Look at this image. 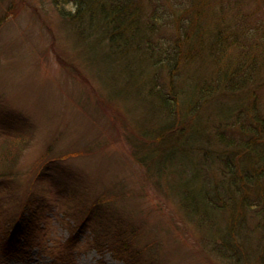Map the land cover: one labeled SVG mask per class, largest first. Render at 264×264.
<instances>
[{
    "label": "rangeland",
    "instance_id": "374dc122",
    "mask_svg": "<svg viewBox=\"0 0 264 264\" xmlns=\"http://www.w3.org/2000/svg\"><path fill=\"white\" fill-rule=\"evenodd\" d=\"M154 1L136 6L145 15ZM180 1L157 0L165 8L155 9L167 18ZM204 6L213 31L260 20L255 9L264 13V0ZM139 23L136 63L65 19L52 0H0V218L30 226L25 236H7L0 221V264H123L116 246L123 252L129 245L136 264H264L256 257L264 252L263 218L227 207L201 220L180 185L193 174L206 188L215 184L224 154L218 134L246 138L240 133L245 116L260 126L264 85L251 95L245 87L226 91L217 84L201 101L189 100L176 123L150 89L178 91L207 78L214 64L203 49L180 53L171 68L160 64L141 44L186 48L182 38L173 43L177 25ZM189 95L182 90L180 98ZM236 107L248 113L232 116ZM27 131L31 140L13 163L18 136ZM94 211L102 215L99 225ZM123 227L127 243L115 237ZM216 229L239 231V245L227 240L221 251L212 248Z\"/></svg>",
    "mask_w": 264,
    "mask_h": 264
},
{
    "label": "trees",
    "instance_id": "16d2710c",
    "mask_svg": "<svg viewBox=\"0 0 264 264\" xmlns=\"http://www.w3.org/2000/svg\"><path fill=\"white\" fill-rule=\"evenodd\" d=\"M207 1L209 0H181L180 3H175L178 6L177 11L169 6V11L166 10L168 13L166 14L167 18H165V15L160 16L158 10L155 9L159 8L160 10V8H165V6H160L157 0L156 2L154 1V4H150L151 8L152 6L153 8L148 10L145 15L136 6L139 0L138 3L134 0H52L58 12L65 19L80 26L82 30L89 31L90 34L96 33L103 36L107 39L108 46L118 53L121 58H129L132 62L137 63L140 58L139 51L137 50L140 40H143L141 39V33L143 32L141 31L140 21L148 26H152L156 22L159 26L160 24L165 26L166 21H172V23L174 21L177 25L175 31L180 33V35L174 34L176 40L173 43L179 42L182 38L187 45L186 48L179 44H175L174 47H168L163 43H159L156 48L155 45H151L149 39L143 41L141 44L149 54L158 57L160 64L166 62L169 68L173 66L172 60L179 57L180 53L183 54L185 52V54H188L193 49L200 52L202 49L206 50L204 54L207 60H212L211 63L213 62L214 64L212 73H209L207 78L188 83L182 89V85L185 84L183 83L178 88L176 87L178 91H174V88H171L166 93H163L161 91L163 89L160 86H158L159 88L153 86L150 89L151 94L155 93V91L157 92V95H155L160 105L166 108L175 119L183 116L184 111L182 112V108L188 102L190 103L191 101L193 104V101L197 99L201 101L203 94L205 96L206 92H210L206 91L207 89L211 87L215 88L213 93L219 90L220 88H216L217 84L218 86L220 84L222 86L225 85L226 89L222 90L226 91H236L245 87L249 89L251 95L255 94V90L264 85V13L255 9L253 13L258 11L260 13L259 16H261L260 20L257 19L255 21L254 18L250 20L251 22L243 20V22L239 23L240 25L231 26V24H228L227 28L224 26L223 30L215 29L213 31V25H208L204 20V14L208 12L206 6H204ZM247 14L253 15L249 12ZM202 15L204 16L202 17ZM200 52L197 53L199 54ZM170 81H174V77ZM188 85L191 89L187 87ZM171 87L173 86L171 85ZM182 90L190 92V95L180 98ZM245 112L248 113L247 107L244 109L236 107L231 112V115L237 114L236 116L238 117L244 115ZM243 119L240 120L245 128L241 126L240 133H242L243 137L246 136V138H225L221 133L218 134V139L224 146V154H220L217 158L220 165L219 169L222 171L219 172L221 175L213 186L206 188L204 186L206 184L203 183L204 180H200L194 174L191 175L193 177L184 178L185 183L183 182V185L180 180L185 204L191 207L195 212V216H198L201 220L205 216H211L217 211H224V208L226 209L227 207L232 212L233 210L237 211L236 213L240 209L242 213L249 214L253 219L258 221H261L262 218L264 219V120L259 118L261 120L259 122L260 126L263 125L260 128L257 125L258 119H256L255 123L252 118L245 116ZM180 120H176V123H179ZM18 137L17 142H19V147L17 148V154L13 155L15 156L14 160L12 158L13 163L19 154L20 145L23 146L29 143L32 133L31 131H27ZM156 139L161 143L164 136L156 137ZM233 150H236L237 153L234 154ZM183 157L185 158V156ZM178 174L180 178L184 173L179 172ZM197 181H201L198 186L194 184ZM189 186L190 188L188 189ZM227 202L229 206H226ZM94 212L96 213L95 219L98 220L97 224L99 225L103 221L102 215L97 214L96 211ZM2 218H0V221L5 219ZM21 222L22 224L24 223V221ZM230 224L233 225L235 222L233 221ZM2 225L7 236L20 234L21 236L23 234L25 236V231L30 228L26 223L18 227L15 221H11L10 219H5V222L2 221ZM260 227H263V225L261 224ZM211 228L214 229L213 226ZM241 229L239 227V230ZM126 230V227L119 228L115 236L118 238V241L127 243V239H121ZM214 232H216V238L213 240L212 248L216 247V249L221 251L220 247L227 240L231 241V243H238L239 237L237 234L239 231L235 232L232 230L231 232L224 233V235H221L217 229ZM132 233L134 234V232ZM217 238H220L219 241ZM116 247L117 251L113 249L117 252L114 255L121 259L123 264H136L135 258H133V254L131 253L134 249H130V245L127 247L123 246V252H120L122 249L119 246ZM262 249L264 250V242L262 243ZM227 250L229 249L227 248ZM256 257L261 262H264L263 251L260 254L258 253Z\"/></svg>",
    "mask_w": 264,
    "mask_h": 264
}]
</instances>
